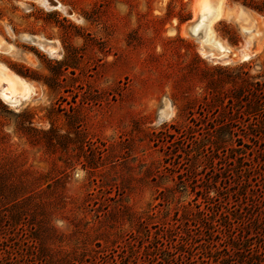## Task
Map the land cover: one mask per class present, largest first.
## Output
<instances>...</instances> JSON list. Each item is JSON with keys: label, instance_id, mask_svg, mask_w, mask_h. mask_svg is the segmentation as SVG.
I'll return each instance as SVG.
<instances>
[{"label": "rangeland", "instance_id": "rangeland-1", "mask_svg": "<svg viewBox=\"0 0 264 264\" xmlns=\"http://www.w3.org/2000/svg\"><path fill=\"white\" fill-rule=\"evenodd\" d=\"M200 1L0 0V63L35 89L0 96V264L264 250V0H226L230 59L199 40Z\"/></svg>", "mask_w": 264, "mask_h": 264}, {"label": "bare ground", "instance_id": "bare-ground-1", "mask_svg": "<svg viewBox=\"0 0 264 264\" xmlns=\"http://www.w3.org/2000/svg\"><path fill=\"white\" fill-rule=\"evenodd\" d=\"M226 13V0H202V2L200 1L199 3L200 18L198 19V24L201 26L205 25V30L203 33L197 34L199 40L203 44L209 45L211 49L216 52H210L211 55L218 56L222 59L227 58L232 52V49L217 37L214 30V25L220 21ZM239 14L240 17L237 19V21L239 22L240 28L247 36L249 45L254 48L255 37L258 35L256 32L258 22L255 16L248 10L242 9L240 10ZM22 37L27 40L31 39L40 47L47 49L44 43L35 36H29L25 34ZM0 44H5L1 38ZM48 47L50 51H55L54 47ZM2 50L8 53L13 51L14 48L12 45H4ZM233 56H235V54ZM251 57V52L242 53V58L245 61L250 60ZM34 90L35 89L25 79L13 73L6 66L0 63V96L3 100L16 107L19 106L21 101L29 99L34 93Z\"/></svg>", "mask_w": 264, "mask_h": 264}, {"label": "trees", "instance_id": "trees-1", "mask_svg": "<svg viewBox=\"0 0 264 264\" xmlns=\"http://www.w3.org/2000/svg\"><path fill=\"white\" fill-rule=\"evenodd\" d=\"M250 246H248V250L251 252L252 251V248H250ZM261 248L257 247V250L255 251L256 252V256L257 257H253L251 260L254 262L253 264H262L264 263V250H260ZM250 261V260H249ZM246 263H249V262H246Z\"/></svg>", "mask_w": 264, "mask_h": 264}, {"label": "crops", "instance_id": "crops-1", "mask_svg": "<svg viewBox=\"0 0 264 264\" xmlns=\"http://www.w3.org/2000/svg\"><path fill=\"white\" fill-rule=\"evenodd\" d=\"M226 14H227V13H226ZM226 14H225V15H226ZM0 38H2V39H3V36H2L1 34H0ZM3 40H4V39H3Z\"/></svg>", "mask_w": 264, "mask_h": 264}]
</instances>
